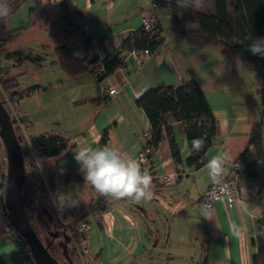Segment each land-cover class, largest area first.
Listing matches in <instances>:
<instances>
[{"label": "crops", "instance_id": "crops-1", "mask_svg": "<svg viewBox=\"0 0 264 264\" xmlns=\"http://www.w3.org/2000/svg\"><path fill=\"white\" fill-rule=\"evenodd\" d=\"M230 1L226 0V14L231 24ZM63 2L49 0L44 26H28V11L33 7L30 0L21 2L3 25L7 31L19 29L8 45L9 52L37 57L21 61L12 71L18 75V91L36 87L21 94L12 106L21 123L20 137L26 146L29 137H61L72 148L57 165L78 176L66 183L59 176L53 190H49L39 170L43 189L39 194L33 189L34 199L61 224H78L94 211L93 221L80 230L83 237L79 247L81 244L85 255L73 253V264H251L256 253L252 243L257 235L256 224L264 222V162L255 161L252 174L242 166L232 203L217 201L204 211L198 197L213 183L207 169L209 161L221 152L227 153L222 178L230 175L254 122H261L264 145V112L252 72L214 48L197 50L187 46L177 33L189 26L175 15L160 11L155 18L161 37L157 52H126L122 68L97 84L87 72L66 76L52 63L54 47L67 48L77 58L101 57L103 53L111 56L119 36L137 30L152 18V1L70 0L65 8ZM200 10L212 13V1L205 0ZM86 39L90 42L87 52ZM9 64L2 61V65ZM183 78L197 84L216 121V136L202 153L201 165L185 163L190 150L180 125L169 121L180 163L174 165L164 137L144 165L153 177L152 199L137 203L130 198L101 195L84 179L75 154L85 146L107 145L135 159L148 123L134 100L147 89L159 84L176 85ZM108 90L112 93L107 94ZM102 97L107 98L104 104ZM95 98L100 99L93 101ZM248 152L253 158L251 147ZM165 175L171 178L168 184L161 183ZM54 192L58 202L54 198L48 203ZM68 206H73L76 213L68 221L61 220L60 214ZM238 229L243 230L239 236ZM5 231L0 217V264H27L17 246L6 239Z\"/></svg>", "mask_w": 264, "mask_h": 264}, {"label": "trees", "instance_id": "trees-1", "mask_svg": "<svg viewBox=\"0 0 264 264\" xmlns=\"http://www.w3.org/2000/svg\"><path fill=\"white\" fill-rule=\"evenodd\" d=\"M23 1L26 0H11L9 2L12 8L11 13ZM30 1L33 3V7L28 11V26L32 27L37 24L44 26L50 6L49 0ZM151 1L152 25L150 29L145 31L140 27L137 30L119 36L118 46L111 56L103 53L101 57L86 55L83 58H77L67 48L54 47L52 49L54 57L52 63L56 64L60 71L69 77L85 72L90 73L94 83L97 84L103 78L111 75L114 70L122 68L123 57L126 52L145 50L150 55L157 52L161 45V37L159 36L160 28L155 18L160 11H166L175 15L189 26L177 33V38L182 40L187 46L197 50L214 48L220 54L242 62L252 72L255 93L258 95L259 105L262 112H264V58L253 56L248 52V45L252 42L253 37H264V0H231L229 3L233 15L231 24L227 21L226 0H211L213 4L212 13H204L200 9L179 8L176 5V0ZM69 2L70 0H64L63 7H67ZM67 24H71L69 19H67ZM18 32L19 29L5 30L3 21H0V97L4 95L11 102V106L21 94L36 89V87H29L22 92L18 91V82L16 80L18 75L12 74L14 68H17L21 61L37 58L19 57L18 53L8 51L9 43L17 36ZM89 46L90 42L86 39V52ZM98 48L102 50L101 42L98 43ZM2 61H9L10 64L2 65ZM99 99L95 98L93 101H98ZM101 100L102 104H104L107 98L102 97ZM0 102L4 107V102L1 98ZM134 105L142 111L148 123L145 143L150 151L146 155L147 161L155 153L157 146L165 137L174 165L177 166L180 163L169 122L172 121L180 125L186 145L190 150V156L185 160V163L195 167L201 165L202 153L213 143L216 136V121L204 95L193 80L183 78L176 85L159 84L152 89H147L134 100ZM12 127L22 153L24 168V180L20 189L21 202L27 220L35 232L36 227H34L35 223L33 222L38 221V215L44 217V221L51 218L38 207L34 199L35 193L33 189L38 194L40 193V188L43 189V180L39 176L38 171L40 170L44 175L45 183L49 190H53L55 181L59 176L62 183H66L71 178H77L78 176L73 172L65 171L57 165L58 161L62 160L70 152L72 145L67 144L65 140L57 135L42 134L37 137H29L27 139L28 146H26L20 137L18 127L13 125ZM196 137L205 138V146L199 152L193 151L191 146L192 139ZM248 147L252 149L253 158L249 155ZM258 160L264 162L262 127L259 121L250 125L243 148L235 157L233 164L243 166L248 173L252 174L254 162ZM2 174L3 172H0V176ZM37 188H39V191ZM75 213V208L68 206L60 214V218L68 221ZM0 217L6 229L13 230L2 214L1 207ZM57 223L60 228L68 230L72 235L73 241L79 245L83 237L81 232L69 228L68 224ZM252 243L256 247V253L251 258V264H264V233L257 231ZM43 245L55 260H59L53 249H50L46 244ZM56 249L59 251L57 246ZM79 251L81 253L83 251L81 244ZM72 254L73 252L71 251L67 254L71 262L74 260ZM59 256L63 258L60 252ZM23 257L27 264H31L32 259L30 256ZM200 264H205V262L202 261Z\"/></svg>", "mask_w": 264, "mask_h": 264}, {"label": "clouds", "instance_id": "clouds-1", "mask_svg": "<svg viewBox=\"0 0 264 264\" xmlns=\"http://www.w3.org/2000/svg\"><path fill=\"white\" fill-rule=\"evenodd\" d=\"M205 0H176L182 9L199 10L204 7ZM12 11L9 0H0V21H6ZM248 52L253 56L264 58V37H253L248 45ZM192 150L199 152L205 146V138L196 137L191 141ZM227 153L221 152L208 163L207 169L214 185L221 183ZM76 161L81 165L84 179L101 195L116 199L130 198L139 203L151 200L153 192L152 175L148 169H141L140 164L120 149L115 147L85 146L75 154ZM264 214V213H262ZM242 229H238L239 236Z\"/></svg>", "mask_w": 264, "mask_h": 264}, {"label": "water", "instance_id": "water-1", "mask_svg": "<svg viewBox=\"0 0 264 264\" xmlns=\"http://www.w3.org/2000/svg\"><path fill=\"white\" fill-rule=\"evenodd\" d=\"M13 123L14 120L10 118L0 102V144L5 160L4 172L0 176L1 211L10 227L23 239L34 264H59L37 238L22 206L20 189L24 180V168L22 153L12 127ZM59 234L61 240L58 241L57 246H60L61 255L66 264H72L67 256L71 250L64 244L68 241V236L63 230ZM49 236L56 238L58 232L51 231Z\"/></svg>", "mask_w": 264, "mask_h": 264}, {"label": "built area", "instance_id": "built-area-1", "mask_svg": "<svg viewBox=\"0 0 264 264\" xmlns=\"http://www.w3.org/2000/svg\"><path fill=\"white\" fill-rule=\"evenodd\" d=\"M151 25H152V19L150 18V19L145 20L142 23L141 27L145 31H147L150 29ZM141 52L147 53L145 50ZM111 93H112V90L107 91V94H111ZM2 97H3L4 103L7 105L8 115L10 116V118L14 120L15 126H17L18 129L21 131L22 130L21 123L18 117L14 113V109L11 106V102H9V100L5 96H2ZM149 151L150 149L147 147L145 143V137H144V140L141 144L140 151L137 153L136 158H135V160L140 164L141 169H145L144 165L147 162L146 155L149 153ZM241 168L242 166L239 164H232L230 175L222 178L220 184L214 185L213 183H211L202 191V193L198 197V203L204 211L209 210L212 207L213 203L217 201H222L223 203L227 205L232 203L235 192H236V177L240 173ZM160 180H161V183L163 184H168L171 182V178L167 175L161 177ZM91 213H93V210H91ZM92 221H93V217L91 218L87 217L84 220H82L80 223L75 224L74 226H70V228L83 231L88 227V225ZM256 228L258 232L264 233V222L258 221L256 224ZM5 236H6V239L10 243L17 246V249L23 256H30V252L27 246L25 245L23 239L19 236V234L16 231L6 229ZM84 251L85 250L83 249L82 252ZM31 264H34L33 261H31Z\"/></svg>", "mask_w": 264, "mask_h": 264}, {"label": "rangeland", "instance_id": "rangeland-1", "mask_svg": "<svg viewBox=\"0 0 264 264\" xmlns=\"http://www.w3.org/2000/svg\"><path fill=\"white\" fill-rule=\"evenodd\" d=\"M8 51H9V49H8ZM2 96H4V95H2ZM0 97L2 100H3V97ZM3 102H4V100H3ZM4 109L6 110V112L8 113V111H7V105L4 103ZM13 126H15V123H13ZM4 166H5V160H4V156H3V149H2V146H1V144H0V172H4ZM3 168V169H2ZM38 189V191H39V188H37ZM58 194H60L61 195V197L63 198V193H61V191L60 190H58ZM67 195H71V194H67ZM55 198V200H56V202H58V200H59V197L57 196V194H56V192H54V194H52L51 195V197H49V199L47 200V202L49 203H52L53 202V199ZM38 201L40 202V200L38 199ZM41 203V202H40ZM39 206V205H38ZM41 207V206H40ZM41 209V208H40ZM39 209V211H41ZM45 209V208H44ZM45 212H47V214L48 215H51L53 218H48L47 220H45L44 221V217H41L40 215H38V221H34L33 223H35L34 224V227H36L35 228V234H36V236H37V238H39V239H41V241H42V244H44L45 242V239H44V237L46 236V230H48V231H55V230H57V229H60V226L58 225V223H57V221H56V219H54V215H52L51 213H50V210H45ZM96 212V211H95ZM93 214H94V211H93ZM87 215L86 217H89V218H91L92 216H94V215ZM50 216V217H51ZM70 226H74V224H71V223H69L68 222V227L70 228ZM75 230V229H74ZM77 230V229H76ZM40 241V242H41ZM55 244L53 243V245L51 246L52 248H53V250H54V252L56 253V255L58 256V258H59V260H57L56 259V261L59 263V264H66V261L63 259V258H60V256H59V251L57 250V249H55V246H54ZM84 253V252H83ZM84 255H85V253H84ZM81 258H79V260H80ZM61 262V263H60ZM72 264H73V262H72Z\"/></svg>", "mask_w": 264, "mask_h": 264}, {"label": "flooded vegetation", "instance_id": "flooded-vegetation-1", "mask_svg": "<svg viewBox=\"0 0 264 264\" xmlns=\"http://www.w3.org/2000/svg\"><path fill=\"white\" fill-rule=\"evenodd\" d=\"M62 230H63V231L66 233V235L68 236V241L64 242L65 247H66V248H69V249L71 250V252H73V253H77V252H79V245L73 241V238H72L71 233H70L68 230H66V229H62V228L55 230L56 232H58V236H57L56 238H52V237H50V236H49V232H51V231L46 230V236L44 237V239H45V241H44L45 243H44V244H46L50 249H53L51 246H52L53 243H54V244H55L54 246H55V249H56V246H57L58 241L61 240V237H60V234H59V233H60ZM62 243H63V242H62ZM57 247L59 248V252L61 253V248H60V246H57Z\"/></svg>", "mask_w": 264, "mask_h": 264}]
</instances>
